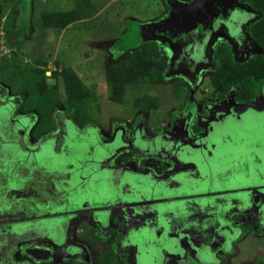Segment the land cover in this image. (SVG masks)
Instances as JSON below:
<instances>
[{
	"label": "flooded vegetation",
	"instance_id": "1",
	"mask_svg": "<svg viewBox=\"0 0 264 264\" xmlns=\"http://www.w3.org/2000/svg\"><path fill=\"white\" fill-rule=\"evenodd\" d=\"M163 1L145 39L171 56L144 84L166 89L139 93L170 90L167 109L115 103L105 84L76 118L54 73L0 93V264H264V11L238 0L184 44L162 24L200 9ZM225 60L244 74L217 86Z\"/></svg>",
	"mask_w": 264,
	"mask_h": 264
},
{
	"label": "rangeland",
	"instance_id": "2",
	"mask_svg": "<svg viewBox=\"0 0 264 264\" xmlns=\"http://www.w3.org/2000/svg\"><path fill=\"white\" fill-rule=\"evenodd\" d=\"M154 1L133 0V2H124V0H118L114 2V0H95L96 4L98 3V10L92 20L93 22L77 25L67 32L65 29L48 28L43 30L33 27L34 21L38 18L37 13L33 11V0H23L22 9H19V18H17L18 24L24 32L26 31V35L22 44L17 47L11 45L6 34L0 31V61L2 57L14 59L12 53H15L17 63L22 65L30 57L31 59H41L43 63L39 65L44 68L48 78L55 70H63L65 67L71 66L92 93L96 96L99 95L100 99L105 98L106 68L108 65L115 63L119 57L121 58L120 55L124 50L132 49L131 45H133L125 46L122 50L121 45L117 46V43L122 37L126 36V32H129L136 23H140L142 27L144 26L147 32L150 31L152 25L149 23L157 17L153 14L155 5L154 8H151ZM156 1L164 3L163 0ZM40 2H42L41 7L47 6L49 8L68 9L73 6V0H40ZM121 10L123 12L118 17V11L121 12ZM143 22L148 24L143 25ZM93 32H95L94 35ZM13 35L15 37V34ZM158 46L160 52L169 60L171 54L168 51L171 52V50L163 47L160 42H158ZM85 53H88L89 56L87 57ZM61 58L62 61L57 64L56 62ZM49 81L51 84L54 83L53 80ZM19 83V77L0 70V93H2V97H13V92L18 90ZM165 89L161 85L152 86L141 83L137 91L161 95V92ZM169 92L170 90L165 91V95L159 102V109L165 110L168 108V104H170L167 101ZM106 107L108 109V105ZM116 108L118 107L116 106ZM165 114L164 117L167 118V113ZM163 115H161L162 118H164Z\"/></svg>",
	"mask_w": 264,
	"mask_h": 264
},
{
	"label": "trees",
	"instance_id": "3",
	"mask_svg": "<svg viewBox=\"0 0 264 264\" xmlns=\"http://www.w3.org/2000/svg\"><path fill=\"white\" fill-rule=\"evenodd\" d=\"M23 0H0V31H3L9 39L11 45L19 47L26 35L23 28L18 24L19 9H22ZM40 0H33V11L37 13V19L34 21L33 27L43 30L55 28L58 30H72L77 25H85L92 21L98 10V3L95 0H73L71 8H49L41 7ZM256 7L264 11V0H254ZM16 12V13H15ZM121 12L118 11V17ZM18 17V18H17ZM93 22V21H92ZM96 23V22H95ZM94 23V24H95ZM121 29V27H120ZM134 31L126 32V36L121 38L120 44L122 50L130 44L132 49L126 50L123 56L115 64H110L105 71V84L109 98L115 103L134 102L145 107H156L158 98L154 95L139 93L138 86L141 83H158L163 75L166 56L160 52L158 42L153 39H145L150 36L145 27L137 23L132 26ZM131 29V30H132ZM260 32V30H259ZM15 34V37H13ZM93 35L95 32L92 33ZM260 41L264 45V30L260 32ZM137 42H140L139 44ZM14 59L2 57L0 61V70L9 72L12 76L20 79L19 86L28 89L43 88L46 75L45 70L39 67L43 63L40 59L36 60L37 65L31 63L22 65L17 63L15 53H12ZM219 58L223 59L224 54H219ZM264 59V55L262 56ZM260 62H264V60ZM62 58L56 63L59 64ZM226 61V60H225ZM229 66L224 68V64ZM212 75V82L215 83V77L221 78L224 73L225 78L236 73H243L234 62L226 61ZM55 76L60 77V81L66 90L67 106L76 118H90L89 103L94 98V94L84 83L75 69L71 66L65 67L63 70H55ZM136 96L134 101L133 98Z\"/></svg>",
	"mask_w": 264,
	"mask_h": 264
},
{
	"label": "water",
	"instance_id": "4",
	"mask_svg": "<svg viewBox=\"0 0 264 264\" xmlns=\"http://www.w3.org/2000/svg\"><path fill=\"white\" fill-rule=\"evenodd\" d=\"M172 10L176 6L184 4L178 3V0H168ZM238 3V0H195L190 4H185L183 8L188 9L187 12L191 11L192 8L200 9L201 14L194 12L192 15L196 16L197 20L195 24L192 22H184L183 24H177L174 27H168L167 22L163 23V33L167 31L166 37L184 44L192 43L195 40L194 36L205 30V27L212 21V16L217 17L215 14L225 12L234 8V5ZM211 16V17H210ZM206 17V21L203 19ZM196 41V40H195Z\"/></svg>",
	"mask_w": 264,
	"mask_h": 264
}]
</instances>
